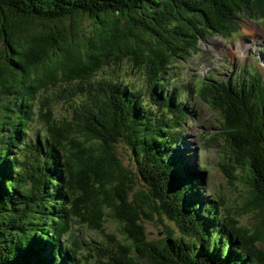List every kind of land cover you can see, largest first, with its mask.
Here are the masks:
<instances>
[{"label":"trees","instance_id":"trees-1","mask_svg":"<svg viewBox=\"0 0 264 264\" xmlns=\"http://www.w3.org/2000/svg\"><path fill=\"white\" fill-rule=\"evenodd\" d=\"M247 17L264 18V0H0V264H264V78L178 84L172 72ZM121 66L141 83L114 79ZM194 99L219 116L230 184L246 173L252 234L177 153ZM154 215L179 235L164 224L167 238L148 240Z\"/></svg>","mask_w":264,"mask_h":264},{"label":"rangeland","instance_id":"rangeland-1","mask_svg":"<svg viewBox=\"0 0 264 264\" xmlns=\"http://www.w3.org/2000/svg\"><path fill=\"white\" fill-rule=\"evenodd\" d=\"M239 25V32L228 40L219 37H208L201 41L197 52L193 53L186 62L174 63V66L178 69H173V72L183 82L194 75H198L200 78L212 75L218 79H234L238 70L254 65V69L264 76V50H262L264 48V20L241 18ZM229 68L233 70L230 71ZM109 69L104 74L112 77V72ZM114 79L137 80L138 83L142 81L141 77L135 76L129 67L125 68L123 66L116 72ZM53 101L54 113H63L62 102L55 99V97ZM193 101L195 104L192 109L193 114L187 118L183 126L184 143L181 148H177V153L181 155L183 151L186 155L189 154L188 165L191 166L194 172L203 173V181L200 183L199 187L201 189L199 192L202 195L209 192L208 200L218 202L219 214H224L227 209L233 214L238 210L240 214L236 217L234 214L233 217L237 219L239 226L245 228L248 234H252L258 224V216L253 212L244 210L243 207L245 199L248 197L243 179L246 177V173L242 169L236 168L234 172L236 179L233 180V184H230V180L221 169L222 164L226 162L228 152L223 139L217 137L222 131L219 116L209 105L196 99ZM36 127L40 126L36 125ZM214 135L216 136L215 139L218 138L216 142L211 138ZM117 154L123 165L136 173L135 163L124 144L121 143L117 146ZM136 182L138 188H144V184L139 178H136ZM164 224L173 228L174 235H179L173 225L165 218L154 215L152 220L143 221L148 240L158 241L167 238ZM105 225L109 234L116 235L117 240L124 243L123 238L119 235V226L116 223L109 220ZM78 229L80 234L78 232L76 234L80 240L89 241L88 238H90L103 243V245L109 244V241L97 231L80 227ZM81 251L83 254L86 253L85 248Z\"/></svg>","mask_w":264,"mask_h":264}]
</instances>
